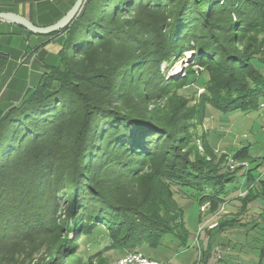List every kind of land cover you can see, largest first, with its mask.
<instances>
[{"label": "trees", "instance_id": "1", "mask_svg": "<svg viewBox=\"0 0 264 264\" xmlns=\"http://www.w3.org/2000/svg\"><path fill=\"white\" fill-rule=\"evenodd\" d=\"M262 27L264 0H86L70 26L50 34L64 33L57 61L0 116V264H58L52 258L59 250L72 249L63 239L37 258L35 250L18 248L57 230L109 229L114 248L130 252L153 249L169 236L187 248L175 189L193 188L203 212L214 214L238 167L216 174L191 161L186 129L144 98L176 87L162 64L194 50V63L209 68L206 90L214 97L207 99L216 109L263 107L264 73L249 49L231 45L252 40ZM9 58L0 51V67ZM248 156L244 146L233 159ZM150 166L162 191L125 203L115 183L143 178ZM244 176L248 195L256 181L264 193L263 178L255 180L250 168Z\"/></svg>", "mask_w": 264, "mask_h": 264}, {"label": "rangeland", "instance_id": "2", "mask_svg": "<svg viewBox=\"0 0 264 264\" xmlns=\"http://www.w3.org/2000/svg\"><path fill=\"white\" fill-rule=\"evenodd\" d=\"M62 2L49 0L44 3L41 22H51L62 7ZM131 17L133 15L128 16ZM245 32L247 35L253 33H249V30ZM259 32L254 33L252 40H236L231 45L241 53L249 49L253 63L264 73V27ZM29 42L32 51L37 43L34 39ZM29 42L17 33H0V50L11 55L6 69L0 68V101H4L13 89L28 90L36 79V70L43 62L53 64L57 61L54 55L43 58L34 52V56H37L35 63L30 66L29 59L24 65V50ZM194 52L188 50L180 58L162 64L166 78L175 80L177 85L169 92L155 96L153 100L145 97V105L158 108L173 125L177 123L186 129V151L191 161L205 164L206 168L214 167L216 174L232 170L230 165L233 164L238 167L236 178L227 183L229 190L225 195L226 201L222 203L219 212L214 214L210 213L209 208L203 212L206 205L200 202L193 188L175 189L174 199L184 211L189 246L178 248L176 240L169 236L157 247H145L141 251L165 264H264V193L261 192L259 181H256V188L248 195L250 183L244 176L250 168L255 180L260 177L264 179V162L261 161V157H264V108L230 112L216 109L208 101L214 97L213 93L206 90L209 68L194 63ZM189 70L193 72L188 77ZM5 88L7 92L3 94ZM143 91L145 93L146 90ZM191 112L194 113L193 117L189 116ZM244 146H248L249 156L233 159V155ZM209 147L214 152H209ZM152 171L153 166H150L144 170L143 178L116 182L114 192L127 204H139L154 189L162 191L158 177L152 176ZM61 209L64 210V207ZM213 223L218 226L211 227ZM97 229H91L90 235L80 231L57 230L55 234L26 239L18 248L35 250L32 257L37 258L46 252L50 242L56 245L70 243L72 249L66 252V249L61 248L52 258L58 264L70 260L88 264L92 257L93 264H110L130 252L128 248H114L116 238L109 229ZM61 239L64 241L62 244ZM90 239L95 241L90 242Z\"/></svg>", "mask_w": 264, "mask_h": 264}, {"label": "crops", "instance_id": "3", "mask_svg": "<svg viewBox=\"0 0 264 264\" xmlns=\"http://www.w3.org/2000/svg\"><path fill=\"white\" fill-rule=\"evenodd\" d=\"M49 0H0V12H11L15 14H19L29 18L33 23L38 26H49L57 21H59L67 11L72 7L76 0H63L62 7L59 8L58 13L55 15L54 19L51 22H41L40 16L44 9V3ZM17 33L21 35L26 42L28 43L32 39L36 41V47L30 51V42L27 44L26 49L24 50V59L22 63L26 65V62L31 59L30 66L35 63L37 56H34V52L39 53L40 55L44 56L43 58L47 57V55H54L56 59H58L59 51L62 48V40L64 37V33L60 32L54 35H42V34H35L31 32L29 29L20 26L16 23L10 22L8 20H0V33ZM2 51V50H0ZM6 52V51H4ZM9 53V52H6ZM10 55V53H9ZM11 56V55H10ZM10 59V58H9ZM33 60V61H32ZM9 62V61H8ZM55 63V62H53ZM8 65V63H7ZM5 67H0L3 70L6 69ZM49 63L43 62L39 67L37 72V76L32 86H30L27 90L24 91H17L13 89L11 92L5 96L6 99L4 101H0V116L4 113V111L11 106L12 104L18 102L24 95L32 89L41 79L43 73L48 71ZM7 92V88H5L4 93ZM2 97L0 96V99Z\"/></svg>", "mask_w": 264, "mask_h": 264}, {"label": "water", "instance_id": "4", "mask_svg": "<svg viewBox=\"0 0 264 264\" xmlns=\"http://www.w3.org/2000/svg\"><path fill=\"white\" fill-rule=\"evenodd\" d=\"M85 3L86 0H76L72 7L59 21L49 26H38L29 18L11 12H0V20H8L10 22L16 23L29 29L35 34L50 35L58 30H62L70 26L80 15Z\"/></svg>", "mask_w": 264, "mask_h": 264}, {"label": "built area", "instance_id": "5", "mask_svg": "<svg viewBox=\"0 0 264 264\" xmlns=\"http://www.w3.org/2000/svg\"><path fill=\"white\" fill-rule=\"evenodd\" d=\"M262 106L264 107V103L262 104ZM263 132H264V123H263ZM230 167L232 170L236 168L235 165L233 164H231ZM215 225L216 223H213L210 226L214 227ZM110 264H165V263L161 260L148 256L143 252L135 251L125 254L124 256L111 262Z\"/></svg>", "mask_w": 264, "mask_h": 264}]
</instances>
